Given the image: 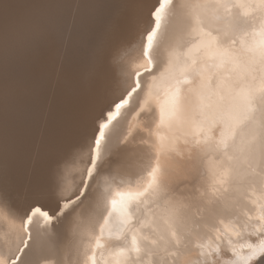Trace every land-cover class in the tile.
Masks as SVG:
<instances>
[{
    "label": "snow or ice",
    "instance_id": "6c2138e0",
    "mask_svg": "<svg viewBox=\"0 0 264 264\" xmlns=\"http://www.w3.org/2000/svg\"><path fill=\"white\" fill-rule=\"evenodd\" d=\"M209 6L224 15L206 26L194 14L189 23L190 13ZM67 7L74 18L83 7L105 8L113 22L90 40L91 90L75 138L53 149L43 177L21 191L9 160L29 89L22 56L37 39L56 38ZM132 50L130 70L123 61ZM257 113L264 129V0L41 2L15 19L0 0V209L21 210L26 233L10 264H21L32 246L33 224L65 250L59 264H69L68 250L82 257L71 264H264V144L243 154V126ZM134 160L146 161L141 173L130 171ZM75 161L84 166L68 183ZM125 175L138 178L117 183ZM223 185L239 197L224 196ZM98 208L84 241L83 213L94 217Z\"/></svg>",
    "mask_w": 264,
    "mask_h": 264
},
{
    "label": "bare ground",
    "instance_id": "6f19581e",
    "mask_svg": "<svg viewBox=\"0 0 264 264\" xmlns=\"http://www.w3.org/2000/svg\"><path fill=\"white\" fill-rule=\"evenodd\" d=\"M41 2L106 5L110 0H4L11 19L28 15L33 11L34 5ZM61 14L63 24L56 38L37 39L22 56L21 69L29 89L20 102L18 118L14 125L15 150L9 160L10 178L17 183L21 191L30 182L43 177L48 156L53 149L60 143L75 138L79 117L89 103L91 90L90 81L84 73L90 40L93 35L98 36L113 22V17L105 8L83 7L79 15L74 18L72 8L67 7L61 10ZM194 14L200 15L206 26L212 22L213 16L224 15L223 10L217 11L212 6L206 9L198 8L189 14V23L191 15ZM213 23L222 26V22ZM251 26L250 21H241L242 29ZM249 39L251 41L255 37ZM137 55L138 52L132 50L124 57L123 63L127 69H134ZM258 117L259 113L243 126L244 155L254 151L258 145L264 144V129L255 123ZM237 140H240L239 133ZM83 166L82 161L69 164L65 173L68 183L79 179L78 169ZM145 166L146 161L134 160L130 171L141 173V169ZM204 172L203 182L212 184V172L207 167ZM143 175L146 176V173ZM136 178L138 177L118 176L117 183ZM222 187L228 188L227 192L222 193L224 196L230 199L239 197L240 193L235 187L228 185ZM247 195L253 196L252 191L249 190ZM260 195L261 193L256 191L254 198ZM18 204L20 209L25 206L23 195L18 197ZM102 212L103 209L98 208L94 217H90L89 211L87 209L84 211V220L80 225V230L84 233L82 237L84 241L88 239V232L95 231ZM32 234V246L24 254L21 264H45V262L59 264L65 250L55 247L47 240H42L35 224L32 226ZM25 235L22 211L8 207L0 209V260L3 264H10L12 258L17 255ZM158 247L163 248V242H160ZM74 256V252L68 250L69 264ZM75 258L77 261L82 259L80 256Z\"/></svg>",
    "mask_w": 264,
    "mask_h": 264
}]
</instances>
